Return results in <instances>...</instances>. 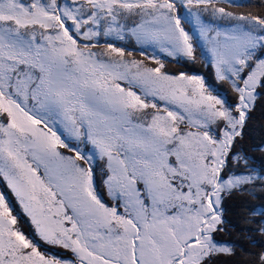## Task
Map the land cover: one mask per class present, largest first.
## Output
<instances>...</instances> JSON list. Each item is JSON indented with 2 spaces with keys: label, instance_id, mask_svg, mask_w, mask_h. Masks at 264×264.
Masks as SVG:
<instances>
[{
  "label": "snow or ice",
  "instance_id": "snow-or-ice-1",
  "mask_svg": "<svg viewBox=\"0 0 264 264\" xmlns=\"http://www.w3.org/2000/svg\"><path fill=\"white\" fill-rule=\"evenodd\" d=\"M250 7L0 0V264H264V218L242 229L258 252L218 238L225 198L264 181L237 148L264 105V14L232 10ZM198 58L234 96L167 70Z\"/></svg>",
  "mask_w": 264,
  "mask_h": 264
},
{
  "label": "trees",
  "instance_id": "trees-1",
  "mask_svg": "<svg viewBox=\"0 0 264 264\" xmlns=\"http://www.w3.org/2000/svg\"><path fill=\"white\" fill-rule=\"evenodd\" d=\"M253 7L250 8H237L232 9L237 12H252L256 14H264V7H257L256 5L264 4V0H251ZM132 49V48H131ZM199 51H197L198 56ZM138 54V53H133ZM142 59V58H141ZM167 70L172 73L187 72L191 74H202L208 82L217 89H223L230 96L232 95V90L225 82L215 81L213 78V71L205 70L202 66V61L198 58L196 59L195 64H187L186 62L176 63L169 62L166 65ZM221 91L220 93H224ZM252 119L247 122L245 128V135L240 139L237 148L241 146L244 150L248 152L250 156H254L257 160L256 167H264L261 164L264 161V151H253V148L260 145L264 142V105H260L251 113ZM264 184V181H257L256 184L249 185L251 189L250 192L246 193H234L232 196L226 197L223 203L225 208V219L230 223L225 225L226 231L218 234V238L224 241H235L237 244L243 245L247 252H258L261 250L260 247H253L251 240L248 239L250 233L248 231H242V229H255L258 227L257 224L253 223V220H259L261 216H252L250 215V209L254 206L264 205V187L261 185ZM4 191L6 190L5 187ZM10 198L14 202V197ZM13 206L16 208V213H18L27 233H33V228L30 224V221L21 213L19 207L15 202ZM251 235L259 241L261 244H264V234L253 232ZM37 239V237H36ZM44 249L52 250L61 253L58 248H52L47 245L41 244ZM222 261H228L229 264H246V261L249 257L246 255L245 251H242L240 248L236 249V255L232 257H221Z\"/></svg>",
  "mask_w": 264,
  "mask_h": 264
},
{
  "label": "rangeland",
  "instance_id": "rangeland-1",
  "mask_svg": "<svg viewBox=\"0 0 264 264\" xmlns=\"http://www.w3.org/2000/svg\"><path fill=\"white\" fill-rule=\"evenodd\" d=\"M117 44H120L121 46H127L128 47V50L129 51H131L132 49L131 48H133L134 47V45L133 44H130L128 41H123V42H121V41H115ZM197 51H199V49L197 50ZM134 53H138V54H133L135 57H137V58H144V57H142V56H140V53H139V50H137V51H135ZM198 57H199V53H198ZM201 61H202V66H203V68L205 69V70H207V71H209V70H211L207 65H206V63H205V61L203 60V59H200ZM187 64H195L196 63V61L193 63V62H186ZM211 71H213V70H211ZM213 74H214V72H213ZM213 78H214V80L215 81H218V82H222V81H219V80H217L216 78H215V75H213ZM206 82L208 83V84H210L209 82H208V80L206 79ZM225 83H227L226 81H224ZM228 84V83H227ZM211 85V84H210ZM228 86L230 87V85L228 84ZM230 89H231V87H230ZM220 95H224V93H220ZM229 96V95H228ZM232 96H234V93L232 92V95H230L229 97H232ZM103 185L101 184V187H102ZM6 189V188H5ZM0 191H4V188L3 187H0ZM109 202H111V201H109ZM18 205V204H17ZM18 207H19V205H18ZM19 209H20V211H21V213L26 217V215L22 212V209L19 207ZM15 214L19 217V215H18V213H16L15 212ZM27 218V217H26ZM28 219V218H27ZM29 220V219H28ZM19 222H20V226L23 228V230H24V232H26L27 233V231H26V229H25V227H24V224L22 223V221H21V219H20V217H19ZM219 234V233H218ZM37 240L39 241V238L37 237ZM39 243L40 244H43V245H47V244H44V242L43 241H39ZM47 246H49V247H52V246H50V245H47ZM53 248V247H52ZM58 249H60V248H58ZM42 250H46V249H44V247L42 246ZM61 251H63V252H61L60 254H63L64 253V250L63 249H60ZM49 251H51V252H53L52 250H49ZM55 253H58V252H56V251H54Z\"/></svg>",
  "mask_w": 264,
  "mask_h": 264
}]
</instances>
